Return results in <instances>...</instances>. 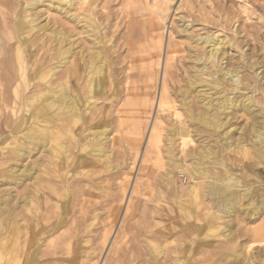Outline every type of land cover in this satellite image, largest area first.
Returning <instances> with one entry per match:
<instances>
[{
  "label": "bare ground",
  "instance_id": "obj_1",
  "mask_svg": "<svg viewBox=\"0 0 264 264\" xmlns=\"http://www.w3.org/2000/svg\"><path fill=\"white\" fill-rule=\"evenodd\" d=\"M13 1L0 0V187H3L0 189V264H83L87 261L88 257L80 251L92 248L89 240L81 239L80 235L91 233L98 217L94 211L86 212V204L91 202L88 191L99 194L106 190L100 184L87 187L82 179L95 173L109 174L115 167L119 168V164L112 163L113 153L108 146L113 115L119 128L124 115L135 117L132 131L139 141L142 122L138 117L149 106L157 113L172 111L169 130H160L156 121L148 130L147 148L157 154L161 153L160 143L165 137L167 149L162 155L171 168L161 179L163 190L158 192L156 206L167 205L165 197L172 196L183 225L178 233L172 229L154 233L153 237L161 236L162 244L154 242L151 236L145 237L143 245L149 251L145 264H162V256L170 251L168 247L178 242L182 254H176L175 249L173 257L166 255L167 264H213L210 258L214 250L217 248L222 253L227 248L222 242L229 235L228 222L233 217L244 214L256 219L264 215V197L258 198L254 186L259 181L249 177L252 185L245 187L243 178L226 168L221 154L229 150L230 158L238 163L248 154L255 166L264 168V83L262 100L258 102L263 114L260 113L261 125L254 121L248 132L250 140L245 142L241 138L234 144L233 136L224 132L230 121L226 111L248 112L254 120L257 115L252 97L255 87L249 89V85L242 83L236 62L226 64L228 42L220 29L217 34L194 37L187 34L185 39L190 48L182 62L183 84L178 89L169 87L174 34L167 29L168 40L164 46V38L156 40L155 35H164L171 5L165 0H154L150 6L148 0H142L144 8L141 9L136 6L140 0H126V6L132 11L126 14L128 18L136 20L144 12L148 19L145 40L150 42L147 47L152 51L146 55L143 51L145 57L141 61L151 69L154 59L160 67L163 58L160 87L157 92L153 90L150 100L154 87L152 72L144 74L143 71L145 76L128 73L136 66L132 45L128 42L129 33L118 34L128 46L127 67L119 68V42L114 31L111 36L106 33L110 31V15L105 12L108 0H21L17 5ZM183 1L189 3L181 0L172 9L174 15L183 9ZM208 5L209 15L222 28L221 19L209 0ZM51 11L64 15L65 20L57 22L55 18L52 25L50 22L35 24ZM187 23L184 21L176 33H185L189 28ZM97 101L108 104L98 108ZM120 108L129 111L122 115L118 112ZM93 120L97 126L90 127ZM194 138L200 143L198 150L190 148ZM35 156L33 163H26ZM156 158L162 166V158L159 155ZM173 172L185 174L188 183L176 187ZM83 187L79 207L82 212L78 213L82 217L79 218L77 212L72 213V208ZM126 187L127 181L122 192L125 193ZM109 217L110 221L115 217L113 211ZM109 232L102 233V245ZM250 233L254 238L264 237L262 228ZM211 240L218 242L216 248ZM135 260L133 257L129 263L135 264ZM238 262V256L231 254V263ZM122 263L117 258L114 264Z\"/></svg>",
  "mask_w": 264,
  "mask_h": 264
},
{
  "label": "rangeland",
  "instance_id": "obj_2",
  "mask_svg": "<svg viewBox=\"0 0 264 264\" xmlns=\"http://www.w3.org/2000/svg\"><path fill=\"white\" fill-rule=\"evenodd\" d=\"M152 1L154 0H151V2L148 0L150 6L153 5ZM165 1L169 2L171 5V11L169 12V17H171L167 19V28L165 29L164 35L162 34L161 36L157 33L155 37L156 40L157 38L160 40L163 37L164 41H162V43L164 46L168 40L167 29L171 30L174 34V39L172 41L173 45L171 47V50L174 52V61L170 63L171 67L168 72L169 87L174 86L173 88L178 89V87L183 84L181 80L183 78L182 68L184 60H186L185 57L188 55V49L190 48V45L185 39L187 34L190 33L193 37L196 34H217L220 29L228 42L226 64L232 65L236 62L237 66H239L238 70L241 72L242 83L244 85H249L247 86L249 89L250 86L255 87L252 97L253 100H255V109L257 110V115L254 117V120L251 119L248 112L241 111L233 114L231 110H227L226 113L229 115L230 121L226 125L224 132L228 131L227 134L229 136H233L234 144L239 143L241 138L244 139L245 142H248L250 140L248 132L252 127V124L255 121L258 126L261 125V121L264 116V113H261V106L258 103L262 100L261 89L264 83V0H240L239 2L232 0H209L212 7H214V11L216 12L219 20L221 19L220 22L222 28L218 27V23L214 21L211 15H209L210 7L208 5V0H189V3H184L183 1V9L176 15L172 13V9H176L180 5L181 0ZM13 2L17 5L16 3L21 2V0H14ZM143 4L142 0H140L136 6L142 9L144 8ZM106 7L107 9L105 12L110 15L108 19V27L110 31H106V33L111 36L114 31V37L117 38V42H119V68H126L128 60V46L126 45L125 40H122L119 37L124 33H129L131 34V38L128 42L132 45V52H134L133 61H135L134 66H136L128 73H132V75L136 76H139L140 74V76H145V72H152L154 87L152 88L151 94L153 92L155 93V91H153L154 89L157 92L159 89L158 87H160L159 79L163 70V58L160 60V67L156 65L158 61L154 59L151 69L147 67V64L141 61L144 59L146 52L151 49L150 47H147L150 42L145 40L148 34H146V32H148L146 24L148 19L144 17V12H141L142 15L140 14L141 16L139 15V18L135 17L136 20L132 17L128 18L126 14L130 15L132 11L126 6V0H108ZM181 16L185 17V19L181 20L179 18ZM44 17L47 18L46 20L48 21L44 22ZM44 17L37 20L35 24H37V22H41V25H44L45 23L50 22L52 25L55 18L56 21L58 20L57 22L65 20L64 15L54 11H51L49 14H45ZM170 20L172 21L170 22ZM184 21H188L187 24L189 25V28L186 29L185 33L177 34L175 30H179ZM76 32L77 31L74 33ZM75 38L77 37H74V39ZM123 43H125V45ZM250 65H252V68ZM144 68L148 70H142ZM143 71L144 74H142ZM154 71L155 73H153ZM119 73L121 77V71H119ZM247 91L248 89L243 90L244 93ZM151 97L153 98V94L150 96V100ZM107 104V102L97 101L98 108L107 106ZM177 106H179V101L177 102ZM152 107L153 106H149V109H146L144 113L142 112V114L138 117V120L141 118L140 122H142V138L139 141L135 139L136 137L132 131V122L133 120L135 121V117L124 115L120 128L117 125L118 122L114 115L112 120L109 118L111 122V142L108 146L113 153L112 163L114 162V166L119 164V168L115 167L113 172L109 174L101 173L100 175V173H95L93 175H89L86 179H82V184L85 182L87 187L92 183L100 184L104 186L107 191L100 192L99 194L95 191H88V197L91 198V202L86 204V212L94 211L98 214V217L94 226L90 229L91 233H81L80 235L81 239L89 240V246L92 248L90 251H87L85 248L82 250L80 249L82 255L88 257L87 261L85 260L82 262L83 264H114L117 258L122 259L124 264H130L129 261L130 259L132 260L133 257H136V260L134 261L135 264H145V261L148 258L147 252L149 254L148 249L145 245H143L145 237L149 239L151 236V239L154 242L157 240V244H162V239H160L161 236L156 234L159 240L155 239L156 235L154 238V233L164 232V230L170 229H172L173 232L178 233L182 230V217L179 216L178 209L174 208L176 206L172 201V196H168L167 198L165 197V201L168 202L167 205L161 204L159 207L156 206L158 192L159 190L161 191V189L163 190L161 179L163 178L165 172L171 170V168L169 167L170 163L166 160L165 155H162V152L167 149L165 137H162V141L160 143L161 153L157 154L150 148H147L146 143L149 132L148 130L153 125V121H156L157 127L160 130H169L171 127L170 120L172 111L157 113L155 108ZM128 111L129 109H118V112L122 113V115ZM260 113L263 116L260 115ZM89 126H97L95 120L91 121ZM116 134L118 135L117 137ZM115 137L117 139H115ZM194 140L195 143L194 145H191L190 148L198 150L200 143H198L197 138H194ZM211 147L212 149L214 148L213 145ZM221 154L225 160L226 168L230 173L239 175L243 178L245 187L252 185L249 177H254L259 181V183L254 186L256 187L258 198L262 199L264 197V168L255 166L248 154L242 163H238L230 158L231 155L229 150H224ZM158 155L162 158V166H160V163L156 158ZM178 156L183 159L182 155L178 154ZM36 158L37 156L32 159H28L26 160V163H33ZM182 175H178L176 172L173 174L175 186L178 188L182 184L188 183L186 175ZM125 181H127V187L124 193L122 192V186ZM1 188L3 187H0V189ZM84 189L85 187H83L81 191H78L76 202L73 203L72 208V213L77 212L76 216L79 218L82 217L81 214L78 213L82 212H79V207L81 206L82 193ZM111 210L115 214V217L110 221L109 219L111 218L109 216L112 212ZM88 217L89 219L91 218V216ZM68 220L69 217L66 221ZM109 227L111 228L109 229ZM258 228H262L264 230V215H259L256 219H250L244 214H238L233 217L228 222L227 233L229 235L226 241L222 242L227 244V248L226 244L223 247L226 248V250L224 249V252L222 253L218 252L219 250L216 248L218 246V242L211 240V244L216 249L214 250L210 260L213 264H233L231 263V254H236L239 258V262L236 264H260L264 261V237L254 238L250 233L253 229ZM103 231L109 232L106 243H104L105 245H102ZM178 243L179 244L175 243V245H170V248L168 247L170 251L167 250L166 255L170 258L174 256L172 255V252L175 249V251H177L176 254H182L180 242ZM249 244H252L253 246L247 248ZM43 249L44 248L40 250L43 251ZM128 250H130L129 254ZM41 251H39V256ZM166 255L161 258L162 264H167ZM57 257L61 256L58 255Z\"/></svg>",
  "mask_w": 264,
  "mask_h": 264
}]
</instances>
